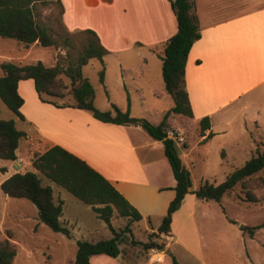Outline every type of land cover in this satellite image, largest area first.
I'll return each instance as SVG.
<instances>
[{
    "label": "crops",
    "instance_id": "crops-1",
    "mask_svg": "<svg viewBox=\"0 0 264 264\" xmlns=\"http://www.w3.org/2000/svg\"><path fill=\"white\" fill-rule=\"evenodd\" d=\"M65 1L69 3L71 0H60L63 3L62 21L67 29H87L88 27L78 24L81 18L79 14L66 13ZM83 1L87 6L94 8L105 5L109 9H104L103 16L115 19L110 21L112 27L107 34L97 28L92 29L107 50L103 56L102 82L105 84L106 75L113 68L108 57L114 54L118 71L115 83L129 97L135 93L140 99L141 107L144 106L146 92L155 98L167 100L168 103L170 101L171 105L156 109L157 117L163 118L164 113L172 106V100L170 96L168 100L164 93V84L159 75L158 53L162 50L163 42L177 31L170 1ZM193 1V12L200 26V37L188 53L184 73L193 117L170 115L166 120L167 127L186 135L181 155L179 154L186 167L185 162L193 153L191 150L200 142L208 139L210 142L214 139H226L231 135L229 142L218 143L221 156L226 157L225 145L237 144V137L231 132L234 123L241 118L243 121L240 126L236 124L240 134H248L254 147L255 132L258 138L262 136L264 140V0ZM31 45H36V42ZM31 45L27 47L29 49L21 52H30ZM128 51L137 57L130 61L119 57L120 53ZM4 59L16 58L0 54V61ZM18 92L23 98L20 107L23 118L17 117L27 123L29 129H20L24 132L21 137L24 142L19 143L16 154L26 157L33 151L34 158L50 146H62L101 173L138 210L141 219L134 222V225H141L146 233L156 232L175 196V179L164 155L162 142L153 139L140 125L103 122L93 117L89 111L70 106L57 107L44 102L39 99L32 79L19 81ZM128 103L129 107L125 110L130 113L131 104ZM205 116L209 117L210 126L202 132L199 121ZM161 120L153 123H160ZM191 139L195 144L189 147ZM200 150L203 152L200 157H205L207 149ZM189 163L194 162L190 160ZM0 170L6 173L0 183L13 173L19 172L16 169L9 171L4 164H0ZM30 170L37 172L33 166ZM53 183L51 181L45 185L52 188L54 202L61 200L64 206V196L61 191L55 196ZM196 187L192 180V188ZM196 198L193 193H187L172 215L170 232L173 234L179 210L187 207L189 211L180 219L177 233L183 231L191 222V234H186L183 239L180 234L177 235L178 238L174 236V242L179 241L178 253L183 259L182 262L169 251L160 264H173L172 256L181 264H212L203 254L202 246L196 237L195 223L190 219ZM113 214H116L115 210ZM227 222L234 226V221L228 219ZM111 223L114 226L113 221ZM101 226L107 228L104 221ZM94 235L91 237H96ZM238 236L239 234L237 238ZM149 256L150 253L144 262L148 261ZM123 257L121 250L117 257L96 254L90 256L89 264H131L129 256L128 259ZM249 257L252 259L251 255ZM108 260H111L110 263H107Z\"/></svg>",
    "mask_w": 264,
    "mask_h": 264
},
{
    "label": "trees",
    "instance_id": "trees-1",
    "mask_svg": "<svg viewBox=\"0 0 264 264\" xmlns=\"http://www.w3.org/2000/svg\"><path fill=\"white\" fill-rule=\"evenodd\" d=\"M175 15L177 31L163 42L162 50L158 53L161 60V74L164 89L172 100V106L164 113L160 123H153L145 118L130 115L128 110H121L111 103L110 110H99L94 104L95 91L87 77L82 73V67L90 60L96 59L103 63L106 48L100 43L97 34L92 29H82L79 33L87 35L77 50L76 56L70 58L69 51L65 58L67 63L45 65L40 60L32 63H20L12 60L0 61V99L14 114L23 118L20 107L23 98L18 92L21 80L32 79L35 91L40 100L57 107H75L89 111L93 117L103 122L115 124H135L143 127L147 133L162 142L167 162L175 179V196L168 205L167 213L161 219L156 232L150 233L145 241H136L130 227L141 219L138 210L97 170L85 160L59 145H53L37 154L32 159V166L37 170L15 172L0 183L2 192L9 197L26 198L36 207L38 219L55 232H61L72 237L67 226L59 217L62 213V201L53 200L52 188L42 185L39 173L47 177L61 188L65 189L79 201L90 205L101 218L112 236L96 240L76 239L77 250L72 264H89V258L96 254L117 257L120 253L119 237L126 232L131 234L130 242L140 244L145 249L156 246L152 241L162 232L170 231L173 213L179 208L187 193H193L199 199L221 201L223 195L239 186L236 195L238 201L257 202L259 197L254 192L256 187L264 186V151H256L242 166L230 171L219 182H201L195 189L189 169L183 164L175 142L166 135L167 118L170 115L193 117V111L185 86V65L188 53L194 42L200 37V26L193 12V0H169ZM53 5L58 7L64 36L60 29L44 21V11ZM63 6L60 0H0V37L18 41L24 47L35 43L41 46H58L59 39L67 46H72L73 33L62 22ZM75 33V32H74ZM62 37V38H61ZM70 58V59H69ZM65 59V60H66ZM62 76L70 80V86L63 82ZM104 69L99 72L103 81ZM67 94L72 102L57 103L50 97L64 98ZM199 126L203 132L210 126L209 117L200 119ZM24 132L17 129L13 119L0 118V158L15 160L16 149ZM185 143V142H184ZM116 211L118 216L127 218V223L116 228L111 223V216ZM264 226V223L254 225L249 229L252 237L254 231ZM7 236L12 237V231L7 230ZM15 249L5 239L0 242V264H11ZM173 264H181L172 256Z\"/></svg>",
    "mask_w": 264,
    "mask_h": 264
},
{
    "label": "rangeland",
    "instance_id": "rangeland-1",
    "mask_svg": "<svg viewBox=\"0 0 264 264\" xmlns=\"http://www.w3.org/2000/svg\"><path fill=\"white\" fill-rule=\"evenodd\" d=\"M64 3L68 15L74 13L81 16L78 23L80 26H86L93 30L97 28L104 34L110 31L112 27L110 21L115 19H107L103 16L104 9H109L105 7V5L94 8L87 6L83 0H71L69 3L67 1ZM58 10L57 5H53L52 9H45L44 21L60 29L63 37L64 30L61 27ZM79 30L82 29L74 31L69 30L73 33V36H71L72 46L64 45L61 39H59L57 47L41 46L38 44L34 46L31 45L32 48L28 53L21 52V50H27L29 48L24 47L18 41L0 37V54L16 58L12 61L20 63H32L40 60L47 66L54 65L58 62L66 64L67 59L65 56L67 51H69L70 58L75 57L77 50L87 37V35L79 33ZM114 57V54L108 57L113 64V68L107 73L105 84L99 77V72L103 68V64L99 60L92 59L82 67L83 75L89 79L94 88L95 106L99 110L104 111L110 110L111 103H114L120 109L125 110L129 107L128 102H130L131 115L143 117L150 122H159L163 118L161 116L157 117L156 109L165 108L168 104L171 105V102L169 101L168 103L167 100L155 98L150 95L149 92H146V97L143 99L144 106L141 107L140 99H138L135 93L133 95L131 94V97H129L128 94L115 83L118 71L115 67ZM119 57L130 61L137 56L128 51L120 53ZM158 61L160 67L159 75L161 81H163L161 60L159 59ZM152 73H154L153 69ZM62 79L68 89L70 86L69 78L62 76ZM150 80L151 79H149V81ZM164 93L169 100V95L165 91ZM49 99H53L57 103L73 101L70 94H67L64 98L50 97ZM0 118L6 120L13 119L19 130L23 128L29 129V125L18 119L17 115L7 108L1 99ZM242 121L241 118L234 123V129L231 134L234 133L235 137H237V144L225 145V150L227 151L226 157L221 156L218 150V143L229 142V140H231V135L230 137H226L227 140L223 138L219 140L214 139L212 142H210L209 139L202 141L195 149L191 150L193 153L190 154V158H187V162L185 163L191 172L194 186H198L205 180L219 183L230 171L242 166L253 155H256L257 150L259 152L264 151V140H262V136L258 138L256 132L253 134V139L256 142V146L254 147L248 134L239 133L237 128ZM236 124H238V127H236ZM23 142L24 138H21L19 143ZM189 143V147H191L195 144V141L191 139ZM177 147L181 155L180 151L183 147ZM200 149H207V155H205V157L203 155L200 157V153H203ZM32 153L34 152L32 151ZM32 153L26 157L17 155L15 160L0 158V164L7 166L9 171L16 169L19 172H25L32 168ZM18 158H22L23 160L19 162ZM190 160L194 163H189ZM5 174V172L0 170V179ZM259 175L264 177V172H260ZM39 177L41 178L42 185L51 183L47 177L40 173ZM53 185L55 196L58 191H61L64 196V206L62 205L63 211L60 222L68 227L72 237H68L61 232H55L41 222L38 219L37 207L30 200L26 198L9 197L5 195L0 188V242L8 239L9 244L15 249V256L11 264H72L77 250L76 239L91 241V239L96 240V238L102 239L111 237V232L108 228L101 226L103 220L96 216L91 206L82 203L71 193L56 184L53 183ZM239 191V186L233 188V190L223 195L219 202L214 200H206V202L205 200L196 198L193 211L190 213V219L195 223L196 237L202 246L203 254L205 258H207L206 260L210 261L212 264H264V226L255 230L252 237L249 235L250 227L264 223V186L254 189V192L259 197V201L257 202L238 201L236 195ZM181 209L182 210L178 212V220L175 222L176 225L174 224L173 234L176 238H178L180 234L183 239L186 234L187 236L191 234V222L185 226L183 231L177 233L181 221L180 219L189 213L187 207ZM228 219L234 221V226H230L227 222ZM111 221H113L114 226L118 228L127 223V218L118 216L116 213L112 214ZM130 227L133 230V237L136 241H145L148 239V236H150V233H152H146V230H144L141 225H134V223L130 225ZM227 229L232 230L228 231ZM7 230L12 231V237L7 236ZM237 234H239L238 238ZM92 235L96 237H91ZM240 235L243 238H240ZM130 239L131 234L129 232L123 233L119 237L118 246L122 254L127 259L128 256L130 257L131 264L144 262L149 254L148 249H145L140 244H132ZM152 239V241L157 242L158 236H153ZM179 248V241L177 243L174 242L169 247L167 253L169 254V251H171L180 262H182L183 259L178 253ZM248 254L251 255L252 259ZM109 261L111 260H108L107 263H110Z\"/></svg>",
    "mask_w": 264,
    "mask_h": 264
},
{
    "label": "built area",
    "instance_id": "built-area-1",
    "mask_svg": "<svg viewBox=\"0 0 264 264\" xmlns=\"http://www.w3.org/2000/svg\"><path fill=\"white\" fill-rule=\"evenodd\" d=\"M165 131L167 137L172 139L175 142L176 146H182L186 141L184 133L177 129L167 127ZM22 160V158H18L19 162H21ZM174 241L175 237L170 231L160 233L158 236L157 245L148 248V251L150 253L148 261L142 264L162 263L167 256V251L169 250V247L174 243Z\"/></svg>",
    "mask_w": 264,
    "mask_h": 264
}]
</instances>
